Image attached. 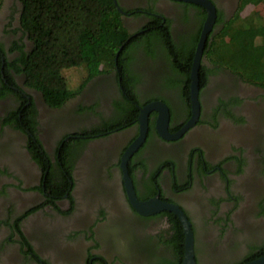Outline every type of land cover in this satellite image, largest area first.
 <instances>
[{"label":"flooded vegetation","instance_id":"1","mask_svg":"<svg viewBox=\"0 0 264 264\" xmlns=\"http://www.w3.org/2000/svg\"><path fill=\"white\" fill-rule=\"evenodd\" d=\"M210 1L216 20L200 61V110L187 127L204 6L114 0L131 46H121L131 57L128 70L116 59L114 68L100 69L62 106L52 107L16 66H6L32 43L21 28L20 0H3L0 264H182L186 235L180 217L168 210L141 214L126 175L138 200L158 197L182 209L191 222L196 264H242L262 253L264 86L210 59L207 45L230 39L225 30L244 0ZM194 43L191 60L181 50ZM123 72L137 78L132 102L138 114L129 122L118 106L128 95ZM155 101L169 109L163 133L184 131L166 138L158 127L160 112L151 111L146 139L126 174L122 159L140 135L141 110Z\"/></svg>","mask_w":264,"mask_h":264},{"label":"trees","instance_id":"2","mask_svg":"<svg viewBox=\"0 0 264 264\" xmlns=\"http://www.w3.org/2000/svg\"><path fill=\"white\" fill-rule=\"evenodd\" d=\"M20 2L22 3L21 28L28 35L32 46L29 51L21 50V55L15 63L7 61L6 66H16L18 71L25 75L27 84L41 91L50 106L60 107L73 94L80 91H73L69 87L68 79L64 74L66 69L84 62L89 77L93 73L102 72L103 69L98 70L97 61H95L96 67H91V62L86 60L89 57L97 60L95 57L98 56L104 62L106 61L109 68H114L118 59V64L123 71L128 70L126 69L129 58L126 55L127 50L121 49L122 45L127 46L129 42L126 41L128 34L119 19L114 0H20ZM2 3L3 0H0V8ZM243 5L246 7L253 5L254 11L247 15L242 14L243 16L239 13L234 25L225 30L230 34V39L213 41L212 44L207 45L206 49L209 50L210 59L214 62L233 68L235 72L264 86V51H262L264 50V14L261 15L256 9L257 6H261L264 13V0H244ZM106 35L110 36L103 46L100 42ZM243 35H246L244 40L251 38L261 40V43L256 45L263 52L259 58L260 70L255 69L247 58L240 55L243 47L239 39ZM133 45L136 48L137 40ZM195 45L194 43L192 46L183 48L181 54L186 57L189 55L192 60ZM129 46L127 49L131 47ZM98 50L103 52L104 56L96 54ZM166 50L169 51V47H166ZM177 50L179 49L175 47V56L182 66L184 64L182 59L185 58L183 56L178 58ZM188 50L191 53H188ZM146 52L151 55L152 49L147 47ZM1 65L0 57V67ZM189 71L185 73L187 77ZM124 72L123 85L128 95H124L126 101H120L118 106L125 113L126 122H129L138 114V109L132 102L138 97L132 85L137 78L134 79L131 75L126 76ZM171 81L174 79L172 78ZM85 83L86 81L82 83L81 88ZM31 125L34 126V123ZM263 255L264 250L249 260Z\"/></svg>","mask_w":264,"mask_h":264},{"label":"water","instance_id":"3","mask_svg":"<svg viewBox=\"0 0 264 264\" xmlns=\"http://www.w3.org/2000/svg\"><path fill=\"white\" fill-rule=\"evenodd\" d=\"M180 1H186V2H193L200 4L204 6L207 9V18L204 23V27L200 36V41L198 43L193 65H192V73H191V97H192V104H193V117L190 123L187 125L189 127L190 125L194 124L195 120L198 118L199 114V100H198V94H199V70H200V61L203 54V50L208 38V34L210 33L213 24L216 20V8L215 5L210 0H180ZM116 2V1H115ZM153 110H158L160 112V116L158 119L159 129H161L162 133L163 131L166 132L168 121L170 118L169 109L168 106L162 102V101H155L147 104L144 108L141 110L140 115V122H141V129H140V135L139 137L129 146V148L126 150L123 159H122V166L124 168L125 173L127 174V163L130 159V157L134 154V152L143 144V142L146 139L147 131H148V116L149 113ZM184 129L175 135H170L168 133H163V135L168 139H173L178 136H180L183 133ZM127 185H128V191L129 196L132 200V203L134 207L144 215L153 214L154 212H158L161 210H168L176 213L184 226L185 230V255L182 264H196L195 259V250H194V234L193 230L191 228V222L188 219V217L185 215V213L182 211V209L173 203H169L166 201L160 200L158 197L153 198L148 201H140L136 198L131 181L129 177L126 175ZM242 264H264V255L260 256L254 260L242 263Z\"/></svg>","mask_w":264,"mask_h":264},{"label":"rangeland","instance_id":"4","mask_svg":"<svg viewBox=\"0 0 264 264\" xmlns=\"http://www.w3.org/2000/svg\"><path fill=\"white\" fill-rule=\"evenodd\" d=\"M253 5H248V7H246L245 5H242L241 7V10H240V15L243 16V15H247L249 13H252L254 10H253ZM258 9V12L263 15V10L261 9V6H257ZM243 14V15H242ZM116 17V16H115ZM110 35H106L105 38H103L100 42L101 45H105L106 43V39L109 37ZM246 38V35H243L242 37H240L239 41H241L242 43V50H241V53L240 55L243 56V58H247L248 61L251 63V65H254V68L255 69H258L260 70V65H259V58L262 56L264 50H260L256 45H258L259 43H261V40L260 39H249V40H244ZM244 40V41H243ZM98 48H96L97 50ZM102 50V49H101ZM99 56H104V53L101 52L100 50L97 51V53ZM97 60H93L92 58H87L86 60L87 61H90V65L92 68H95L96 67V62L97 61V67H98V70L99 69H106V68H109L107 65H106V61L104 62L103 59H100L98 56L95 57ZM246 59V60H247ZM103 61V62H102ZM86 68V64H84V62H81V64H78V66L76 67H73L71 69H66L64 71V74L65 76L67 77L68 79V82H69V87L71 88V90H81V85L83 82L85 81H88L89 79V73L85 70ZM231 70L235 71V69L231 68ZM97 72V70H96ZM96 73H93L91 75H95ZM83 87V86H82ZM73 90V91H74Z\"/></svg>","mask_w":264,"mask_h":264}]
</instances>
